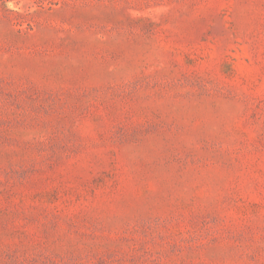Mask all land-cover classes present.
<instances>
[{
    "label": "rangeland",
    "instance_id": "374dc122",
    "mask_svg": "<svg viewBox=\"0 0 264 264\" xmlns=\"http://www.w3.org/2000/svg\"><path fill=\"white\" fill-rule=\"evenodd\" d=\"M0 264H264V0H0Z\"/></svg>",
    "mask_w": 264,
    "mask_h": 264
}]
</instances>
